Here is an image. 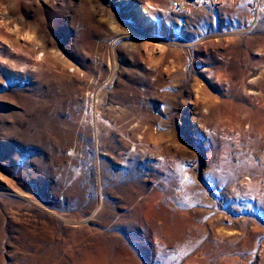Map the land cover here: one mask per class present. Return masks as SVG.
Returning a JSON list of instances; mask_svg holds the SVG:
<instances>
[{"label":"rangeland","instance_id":"obj_1","mask_svg":"<svg viewBox=\"0 0 264 264\" xmlns=\"http://www.w3.org/2000/svg\"><path fill=\"white\" fill-rule=\"evenodd\" d=\"M0 264H264V0H0Z\"/></svg>","mask_w":264,"mask_h":264},{"label":"built area","instance_id":"obj_2","mask_svg":"<svg viewBox=\"0 0 264 264\" xmlns=\"http://www.w3.org/2000/svg\"><path fill=\"white\" fill-rule=\"evenodd\" d=\"M209 0H170V6L173 9H186L196 3H208Z\"/></svg>","mask_w":264,"mask_h":264}]
</instances>
